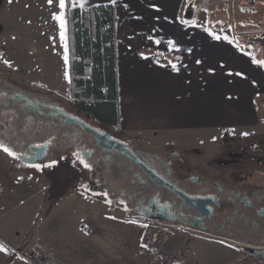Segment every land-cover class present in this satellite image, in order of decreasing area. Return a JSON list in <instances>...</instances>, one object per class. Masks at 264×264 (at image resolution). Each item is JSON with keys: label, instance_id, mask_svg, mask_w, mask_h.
<instances>
[{"label": "crops", "instance_id": "0c3cea01", "mask_svg": "<svg viewBox=\"0 0 264 264\" xmlns=\"http://www.w3.org/2000/svg\"><path fill=\"white\" fill-rule=\"evenodd\" d=\"M185 3L68 0L72 7L114 6L119 92L115 133L155 151L174 146L217 153L223 146L261 133L264 65L250 48L239 46L237 39L190 16L183 17ZM144 48L179 54L182 60L164 63L159 55L142 52ZM66 49L69 69L67 44ZM42 54L40 45L32 43L10 54L4 49L2 56L16 79L70 100L71 91L64 92V84L43 75ZM0 157L7 161V165L3 161L5 168L0 165V245L4 249L0 264H30L32 254L40 259L38 249L45 243L66 264H136L134 251L143 249L148 222L128 217L87 195L79 206L71 202L81 197L78 192L69 193L71 200L49 206L39 222V203L47 188L38 176L8 170L15 162L11 156L9 161L2 148ZM21 175L24 181L19 182ZM82 213L85 221L78 219ZM117 231L121 232L115 234ZM191 241L219 253L220 260L213 255L211 264L241 263L243 253L236 242L209 237H193ZM188 246L179 264L188 257ZM242 262L264 263L252 255Z\"/></svg>", "mask_w": 264, "mask_h": 264}, {"label": "flooded vegetation", "instance_id": "af4514ba", "mask_svg": "<svg viewBox=\"0 0 264 264\" xmlns=\"http://www.w3.org/2000/svg\"><path fill=\"white\" fill-rule=\"evenodd\" d=\"M241 1L249 10V25L242 21L246 34L264 33V0ZM228 2L224 13L231 23ZM3 53L0 48V145L12 151L16 165L76 163L87 178L84 194L128 217L187 231L191 238L264 250L263 133L217 153L174 146L155 151L119 135L113 136L125 143L124 152L103 150L79 122L102 131L108 126L63 95L16 79Z\"/></svg>", "mask_w": 264, "mask_h": 264}, {"label": "rangeland", "instance_id": "374dc122", "mask_svg": "<svg viewBox=\"0 0 264 264\" xmlns=\"http://www.w3.org/2000/svg\"><path fill=\"white\" fill-rule=\"evenodd\" d=\"M225 2L230 3L229 12L234 16L231 23L228 20L227 14L224 13L227 11ZM245 6H247V3L241 0H186L184 9H182V16L186 17L187 13H190V19L193 18L197 22L201 21L208 26L210 25V27H217L218 32L221 34L225 33L224 35L231 36L240 43L243 42L244 47L250 48L259 60L264 61V46L258 43L257 39L254 40L255 36H248L246 34L248 27L243 26V20L249 25L247 22L249 10ZM67 7L68 0H65V7L63 9L59 7V0H52L51 3H49V0H11V2L9 0H0V48L5 49L6 54H10L13 50L19 51L30 47L32 43L39 44L43 53V75L49 81H60L61 84H64L67 89V91H64L66 93L70 92L66 52ZM56 16L62 17L63 28L61 27V21L54 18ZM256 19L259 20V18ZM227 23L231 26L227 27ZM243 37L247 38L243 39ZM248 40L253 45L247 44ZM260 110L263 113L261 119H264V106ZM263 124L264 121L259 125L258 130L264 134ZM109 130L114 135H117L114 128H109ZM179 135L180 137L183 136V134ZM191 137V135L188 136V138ZM9 159L11 162L10 156ZM3 161L7 165V161L0 157L1 169L5 168ZM8 170L38 176L42 186L47 188L45 195L39 203V222L44 217L49 206L57 202L63 203V200H71L72 196L69 193H81V197L78 200L74 199L71 201L79 206L86 199V194L83 191L86 187L85 182L87 183V178L84 176L83 169L76 163L68 164L66 160H63L60 164L51 163L49 165H36L32 168H24L11 162ZM22 175L19 182L24 181ZM81 215L78 219L85 221V213ZM120 232L117 231L115 234H119ZM237 246L241 254L243 253V257H239V260H241L239 264H242L243 259L247 258L248 255H244L245 247H242V245ZM188 247V257L183 264H211L210 261L213 255L216 260H220L219 253L215 252V249L212 250L211 247L203 246L199 248L194 241L189 242ZM134 252L136 254V258H134L136 264H165L154 261L143 251L142 247L137 248ZM217 256L219 257L217 258Z\"/></svg>", "mask_w": 264, "mask_h": 264}, {"label": "trees", "instance_id": "16d2710c", "mask_svg": "<svg viewBox=\"0 0 264 264\" xmlns=\"http://www.w3.org/2000/svg\"><path fill=\"white\" fill-rule=\"evenodd\" d=\"M66 22L71 101L82 112L90 113L97 121L117 130L119 92L114 6L68 5ZM210 28L217 31V27ZM241 43L237 41L244 47ZM142 52L155 53L164 63L182 60L181 55L164 50L144 48Z\"/></svg>", "mask_w": 264, "mask_h": 264}, {"label": "built area", "instance_id": "2783aa9c", "mask_svg": "<svg viewBox=\"0 0 264 264\" xmlns=\"http://www.w3.org/2000/svg\"><path fill=\"white\" fill-rule=\"evenodd\" d=\"M190 241L191 233L187 231L175 232L168 225L148 222L143 235V249L154 261L177 264L184 257ZM38 254L40 259L32 254L30 264H66L59 260L57 253L47 243L41 245Z\"/></svg>", "mask_w": 264, "mask_h": 264}, {"label": "water", "instance_id": "95a60500", "mask_svg": "<svg viewBox=\"0 0 264 264\" xmlns=\"http://www.w3.org/2000/svg\"><path fill=\"white\" fill-rule=\"evenodd\" d=\"M188 11V10H187ZM189 12V11H188ZM187 16H190V13H187ZM247 37H243V39H246ZM257 42L264 46V33H260L258 35H255L254 37ZM250 40V39H249ZM81 127L84 129V131L92 136V138L95 140L96 144L101 147L103 150L107 151H116V152H124L125 143L122 142L119 139L114 138V134L110 130L102 131L97 128L89 127L82 122H79ZM32 163V162H31ZM150 176V174H149ZM147 219L152 221H160L161 219H157L155 217H148L145 216ZM246 248V247H245ZM251 254L258 256L264 260V250H255L251 248H246L244 250V255Z\"/></svg>", "mask_w": 264, "mask_h": 264}, {"label": "snow or ice", "instance_id": "6c2138e0", "mask_svg": "<svg viewBox=\"0 0 264 264\" xmlns=\"http://www.w3.org/2000/svg\"><path fill=\"white\" fill-rule=\"evenodd\" d=\"M9 2H11V0H9ZM52 2V0H49V3H51ZM59 7L61 8V9H63L64 7H65V0H59ZM55 19H57V20H60L61 21V27L63 28V20H62V17H60V16H56V17H54ZM262 65H264V61H261L260 62ZM173 67L175 68V66L173 65ZM245 135H246V133H245ZM0 148H2L3 149V151L5 152V153H7L9 156H12L13 155V153H12V151H10L7 147H4L3 145H0ZM2 250H4L3 249V246L2 245H0V251H2Z\"/></svg>", "mask_w": 264, "mask_h": 264}]
</instances>
